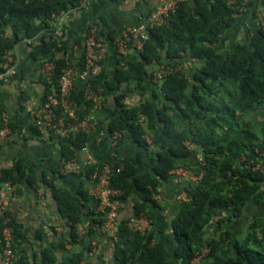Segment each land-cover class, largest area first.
I'll list each match as a JSON object with an SVG mask.
<instances>
[{
	"label": "trees",
	"instance_id": "trees-1",
	"mask_svg": "<svg viewBox=\"0 0 264 264\" xmlns=\"http://www.w3.org/2000/svg\"><path fill=\"white\" fill-rule=\"evenodd\" d=\"M82 2L0 0V72L12 66L8 56L18 43L38 35L36 43L28 44L32 58L42 62L56 56L51 82L39 76L45 99L59 92V80L64 68L74 64L72 58H77L79 69L86 66L85 42L93 27L97 40L109 46L110 66L88 76L80 88L74 83L71 98L78 105L77 120L97 110L109 138L117 132L119 139L127 138L137 148L130 155L115 149L112 159L96 157V164L111 161L110 185L121 190L120 198L126 202L118 215L112 264H264V215L250 218L244 235L223 228L216 236H205L206 226L216 217L220 226L244 220L249 207L264 202V122L256 129L254 121L243 116L264 104V0L183 1L166 24L149 28L141 49L129 41L126 55L114 43L115 32L105 30L97 20L71 34L64 25L61 34L55 33L54 15L81 8ZM240 30L243 36L238 39ZM101 63L95 60L90 69ZM160 66L171 71L155 80ZM87 84L102 87L95 94L100 98L97 107L93 98L85 96ZM131 96L138 98L133 104L127 101ZM17 120L14 115L8 125L26 140L29 132H23ZM31 123L29 131L40 135ZM93 136L79 131L67 137L51 133L48 139L58 144L65 163ZM197 151L198 165L187 170L198 167L193 173L198 176L179 190L185 191L186 199H178L166 234L158 227L157 195L162 183L174 181L173 171L184 167L183 161ZM93 169L86 167L83 180L72 190L56 187L54 180L61 171L55 169L47 177L46 169L37 171L27 158L19 157L2 166V178L11 180L12 191L26 182L48 183L68 242L77 245L79 224L91 231L104 227L106 220L88 190ZM141 213L152 222L144 233L128 225L132 215ZM11 224L15 226L14 219ZM2 225L0 217V237ZM206 245V259L194 262ZM41 256L42 264L57 263L50 248L43 249ZM83 258V251L75 250L61 256V264H81ZM14 264H23L22 259L15 257Z\"/></svg>",
	"mask_w": 264,
	"mask_h": 264
},
{
	"label": "crops",
	"instance_id": "crops-1",
	"mask_svg": "<svg viewBox=\"0 0 264 264\" xmlns=\"http://www.w3.org/2000/svg\"><path fill=\"white\" fill-rule=\"evenodd\" d=\"M157 3L158 0H85L81 8L69 13L63 25L71 34L78 29H85L97 20L105 30H113L117 34L124 27L139 24ZM29 43L31 42L26 39L16 45L14 53L8 56L15 72L10 74L7 81H0V129L4 126L5 118L9 121L16 115L18 126L27 131V134L29 132V135L26 140H22L12 131L6 135L0 144V166H6L17 158L24 157L34 167L36 166L37 171L40 168L46 169L47 177L54 175L55 169L61 171L62 176L60 174L54 180L56 187L64 186L74 190L84 178L82 155L78 156L77 164L74 166L68 161L61 163L58 144L48 137L29 131L32 124L30 112L39 104L43 93V85L39 81L41 58H32ZM109 49L106 45L105 52L98 59L102 63L96 64L92 70L89 69L87 76L94 77L102 69L110 66L112 62ZM72 60L77 70H80L77 66V58L74 57ZM75 84L76 88H80L83 80L78 77ZM105 92L108 93L106 90ZM137 100V97L132 96L127 99L131 104ZM96 111L93 110L88 114L95 117L91 122L95 123V120L98 122L93 126V141L89 144L93 155L97 158L112 159L115 156V149H118L121 155L136 153L137 148L129 139L122 140L119 136L109 138L105 122H99ZM98 115L99 118H103L100 113ZM197 155L199 157L200 152L197 151L195 156ZM194 157L191 155L187 161H183L184 167L181 166L173 171L174 181L162 183L161 192L157 195L160 204L157 210V221L160 222L158 227L166 234L169 233L171 215L179 203L177 199L185 193H179V190L191 178L184 176L185 172L197 164L193 161ZM180 170L185 172L181 173ZM53 194L52 187L48 183L36 182L21 184L9 194L7 212L12 220L14 219L15 224L13 229L16 258L22 259L23 264H42L41 252L45 248H50L57 256L56 264H61V256H68L75 250H82L84 253L81 264H112L114 238L105 227H95L89 231L86 225L79 224L77 245L68 242V230L64 226ZM125 206L126 202L123 207ZM1 255L0 249V259Z\"/></svg>",
	"mask_w": 264,
	"mask_h": 264
},
{
	"label": "built area",
	"instance_id": "built-area-1",
	"mask_svg": "<svg viewBox=\"0 0 264 264\" xmlns=\"http://www.w3.org/2000/svg\"><path fill=\"white\" fill-rule=\"evenodd\" d=\"M183 1L189 0H158V3L154 6L151 12L145 16V18L136 25L124 27L119 33L115 35L114 43L117 45L118 51L123 55L128 53L129 41L131 45L141 49L143 42L148 38V30L150 27L163 25L168 22L169 15L174 12L179 4ZM83 0L82 5H84ZM72 10L61 11L59 14L54 15L56 20L55 33H62V26L64 19L69 15ZM96 27L91 29V34L86 39V60L85 67L80 70L73 65H68L63 70V74L59 80V92L57 94H49L45 99L41 98L39 104L33 108L30 112L31 119L36 124L40 135L48 137L51 133L59 137H67L70 134H75L79 131L92 132L95 123L91 122L93 115H86L80 120L77 116L78 105L75 100L71 98L72 90L75 80L79 77L83 81H86L87 75L95 62L105 52L106 43L97 40L95 37ZM38 35L27 39L31 43H36ZM56 56L45 57L40 64L39 71L43 79L47 82H51L53 71L55 68ZM178 68V66L176 67ZM171 67L160 66L155 71V80L164 77ZM14 67L10 66L4 71L0 72V81H7L10 74L14 73ZM102 88H93L90 84H87L85 88L86 98H93L95 101V107L100 103V98L96 97V93L100 92ZM11 131L8 125V120L5 118L4 126L0 129V144L6 135ZM23 132H26L22 129ZM119 133H114L113 137L117 138ZM150 140L149 137H147ZM82 155V165L84 170L86 167L94 166L91 173L88 190L89 193L94 196L98 201V210L105 213L106 220L104 227L109 234L116 239V232L118 226V215L120 209L124 206V201L120 198L121 190L115 189L110 185V177L113 172L111 161H101L100 164H96L97 159L93 155L89 144H85L81 147L78 155L69 160L71 165L77 164V158ZM13 190V184L10 179L2 178V167L0 166V217L2 218V228L0 237V249L1 259L0 264H14L16 257L15 253V235L14 229L11 224L12 217L7 214L9 204V194ZM151 219L144 213L139 215H132L128 221V225L131 229L146 232L151 227ZM209 246H205L202 252H198L196 257L208 251Z\"/></svg>",
	"mask_w": 264,
	"mask_h": 264
},
{
	"label": "rangeland",
	"instance_id": "rangeland-1",
	"mask_svg": "<svg viewBox=\"0 0 264 264\" xmlns=\"http://www.w3.org/2000/svg\"><path fill=\"white\" fill-rule=\"evenodd\" d=\"M248 18L250 19L251 17L249 16ZM237 33H238L237 34L238 39L243 36L242 35V30L237 31ZM258 108H259V110H252V111L246 112V114H243V116L248 117L249 119H251L252 121H254V125H255V128L256 129H257L258 126H260V124L262 122H264V115L261 113L262 111H264V104L261 105ZM197 157H198V155H197ZM193 161H196V156L194 157V160ZM196 165H198V163ZM192 169H193L192 172H190V171L185 172L184 170H180V171H181V173H184L185 172V175L184 176H187V177L188 176H191L192 179L194 180V179L197 178L198 175L193 174V173H195L194 171L197 170L198 167H195V168H192ZM192 179H190L189 181H191ZM185 195H186V193H184V195H181L179 197V199H181V200L182 199H186V196ZM248 209L249 210L247 211V215H245L246 216L245 218H247V219H244V220L233 219V220L228 221L227 223L223 224L222 226H220V225L217 224L216 219L218 217H216L212 221L211 224H209L208 226H206V228H205V236L208 237V238H210L212 236H216L220 232V230L223 229V228H227V229H230V230H234L237 233V235H239V236L244 235L246 233L247 225L250 222L249 219L250 218H253V217H262L264 215V202L261 203L259 206H256L255 208H250L249 207ZM253 215H255V216H253ZM227 251L228 250L225 249L223 251V253L226 254ZM205 254L206 253L202 254L199 257H196L195 260H194V262H196V261L201 262V261L205 260L206 259V257H204Z\"/></svg>",
	"mask_w": 264,
	"mask_h": 264
}]
</instances>
